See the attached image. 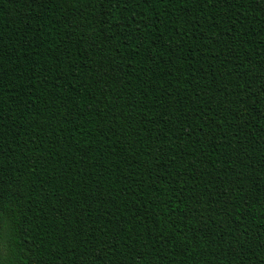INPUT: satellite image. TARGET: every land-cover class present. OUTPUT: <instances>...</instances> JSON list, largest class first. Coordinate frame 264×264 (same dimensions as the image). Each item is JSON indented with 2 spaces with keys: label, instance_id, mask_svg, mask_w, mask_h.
Returning <instances> with one entry per match:
<instances>
[{
  "label": "trees",
  "instance_id": "trees-1",
  "mask_svg": "<svg viewBox=\"0 0 264 264\" xmlns=\"http://www.w3.org/2000/svg\"><path fill=\"white\" fill-rule=\"evenodd\" d=\"M0 264H264V0H0Z\"/></svg>",
  "mask_w": 264,
  "mask_h": 264
},
{
  "label": "snow or ice",
  "instance_id": "snow-or-ice-1",
  "mask_svg": "<svg viewBox=\"0 0 264 264\" xmlns=\"http://www.w3.org/2000/svg\"><path fill=\"white\" fill-rule=\"evenodd\" d=\"M10 230V225L5 218L4 214L0 212V253L3 252L6 245L7 233Z\"/></svg>",
  "mask_w": 264,
  "mask_h": 264
}]
</instances>
